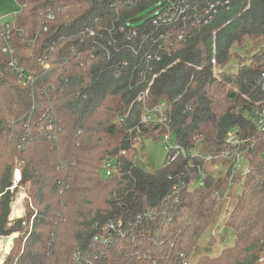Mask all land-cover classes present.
I'll list each match as a JSON object with an SVG mask.
<instances>
[{
    "label": "trees",
    "instance_id": "1",
    "mask_svg": "<svg viewBox=\"0 0 264 264\" xmlns=\"http://www.w3.org/2000/svg\"><path fill=\"white\" fill-rule=\"evenodd\" d=\"M112 2L14 0L24 6L13 20L12 48L33 78L17 79L0 51V239L18 235L3 264H138L144 248L156 263L181 251L190 256L224 210L221 238L233 236V245L213 264H264V136L252 121L264 102L257 84L264 73V0H231L230 10L206 26L176 22L162 29L148 22L134 35L124 22L147 5L116 13ZM47 8L56 16L43 33L38 14ZM91 23L95 34L82 37ZM248 47L256 50L248 58L235 52ZM39 56L48 70L36 63ZM212 59L220 69L236 59L238 68L217 78ZM160 105L166 123L155 122L158 114L143 123L144 113ZM46 118L61 121L55 143L38 134ZM235 128L237 147L226 143ZM163 133L171 149L162 166L152 172L136 166L138 139ZM236 149L245 150V174L232 173L230 163L221 166L222 177L209 172L222 161L215 158ZM105 160L112 161L110 176ZM15 161L20 181L12 187ZM20 186L27 187L24 215L9 220ZM118 224L121 236L113 234ZM107 235L106 245L93 241Z\"/></svg>",
    "mask_w": 264,
    "mask_h": 264
},
{
    "label": "built area",
    "instance_id": "2",
    "mask_svg": "<svg viewBox=\"0 0 264 264\" xmlns=\"http://www.w3.org/2000/svg\"><path fill=\"white\" fill-rule=\"evenodd\" d=\"M14 1V0H13ZM143 3L147 5V7L143 8L142 12L144 13L142 16L138 17V19L133 20H125L124 26L128 34L132 33L134 35V29L138 26L147 24L151 22L153 26L161 27L162 29H167V26H174L176 22L181 23L186 27H195V26H206L209 25L215 16H217L221 11H229L231 7V0H113L112 3L109 4L111 8L118 13L123 7L132 8L136 4ZM24 5H17L18 10L21 9ZM18 11H14L10 14V20L4 23H1L2 30L0 31V39L1 46L0 51L2 55H4L7 59V67L10 72L19 80H22L24 83L30 82L33 78V73L26 70L23 66H21L18 62V59L15 57L14 50L12 48V37L11 32L15 29L14 18ZM56 13H53L49 8L44 11H40L38 17L40 19V26L42 28V32L45 33L47 31V22H51L55 19ZM99 22V17H94L92 23L96 25ZM91 24H86L83 27L82 37L86 35L93 36L95 34L94 29H98ZM123 25L118 27L119 31H123L125 28ZM160 29V28H158ZM163 34H158V37H162ZM184 35H178L177 41H184ZM176 43V41H173ZM163 45L157 46V50H161ZM171 46V43H170ZM92 49V47H90ZM89 48V49H90ZM77 56H81V52L77 53ZM86 64L89 63L90 60L93 59V55H88ZM153 59L155 62H159L160 57L157 54L151 56V54L147 55V60ZM36 63L40 65L44 70H48L49 66L46 63V56H39L36 59ZM211 64L213 65V75L217 77V72L215 69V60L212 59ZM152 83V81H151ZM149 84V86L151 85ZM257 84L261 86L262 91H264V73L260 75V78L257 81ZM149 86L147 90L138 97V100H142L143 97L148 93ZM162 105L155 107L152 110H147L142 116V122H150L153 121L154 114H158L159 118L155 120L158 124H165L166 118L163 117L162 114ZM48 112V109L46 110ZM42 118H45V115H42ZM253 125L257 129V131L264 136V102L257 104L254 110V115L252 117ZM38 134L49 143H55L58 140V136L61 133V121L48 119L46 121L43 120L38 122ZM26 133H28V129H26ZM82 134L81 129H77L76 135L79 136ZM160 141L162 143V147L164 152L170 151V142L171 138L168 133H163L161 135ZM227 145L237 147L240 143L235 137V133H228ZM75 145L78 146V142L75 141ZM239 152L236 151H226L219 155L216 159L221 158L224 164L230 165L229 169L232 170V173L242 172L245 174V168L241 167L240 161L242 160V155L237 154ZM202 159L203 162L212 161L211 156L209 155H197ZM70 166L73 164L70 163ZM102 167L106 176L111 175L112 171V161L105 160L102 162ZM58 169V168H57ZM20 181V171L14 170L13 172V183L16 185ZM196 185H201L200 182H195ZM153 213L148 212L146 217L151 219ZM123 230V229H122ZM113 234H118L116 236H121L120 225L118 224L117 230H114ZM115 236V235H114ZM115 236V237H116ZM123 236V235H122ZM93 241L99 245H106L110 240V236H96ZM153 254L147 248H144V251L137 256L138 264H190L189 257L184 252H177L175 254H169L167 257H161L156 263L155 258L152 257ZM149 262V263H148Z\"/></svg>",
    "mask_w": 264,
    "mask_h": 264
},
{
    "label": "rangeland",
    "instance_id": "3",
    "mask_svg": "<svg viewBox=\"0 0 264 264\" xmlns=\"http://www.w3.org/2000/svg\"><path fill=\"white\" fill-rule=\"evenodd\" d=\"M14 11H18V7L14 3L13 0H0V22L4 23L10 20V14ZM256 50L251 49L250 47L248 48H238L235 49V52L237 53L238 56L241 57H250L251 54H253ZM246 60V58H245ZM212 65V64H211ZM216 71H222L224 73H235L238 64L236 59L230 60L228 64H226L223 69H220L218 66L214 65ZM213 65H212V72H213ZM218 73V72H217ZM220 77V74H217V78ZM230 133V132H229ZM152 136V135H151ZM135 149H137V155L135 158V165L138 166L139 168H142L146 172H152L154 170L159 169L165 159V152L162 147V143L160 139L156 138H139L138 143L135 146ZM236 152H239L237 154L242 155V160L239 162L241 167L245 168L247 167V161L245 160V150L239 151L238 149L235 150ZM233 152V151H231ZM195 154V153H194ZM205 155V154H202ZM225 161H218V164H213L209 169V172H214L216 173V177H222V175L225 174V169H222L221 166L224 164ZM15 163V169L14 170H19V165L17 161ZM15 185L13 184L12 187ZM27 187L26 186H20L17 188V191L14 195V199L12 202L11 206V213L9 216V220H14L18 218H13V210L14 208L22 209V216L24 215V211L26 208V203L28 202L27 198ZM220 194L222 193H216L217 198L220 199L221 201L225 200L226 203H229V199L223 196L220 197ZM27 201V202H26ZM226 203L224 204L226 207ZM226 210L222 211L220 218L218 219V223L214 227H209L203 230L202 235L200 236L198 242L196 243V246L194 249H192L191 255L189 257V263L190 264H202L201 262H206L209 264H213L219 257V255L225 251V249H228L229 247H232L233 245V236L230 237H222L221 235L223 234L224 230V219L227 218V214L225 213ZM21 216V217H22ZM20 218V217H19ZM222 233V234H221ZM223 236V235H222ZM13 237H18L17 234H13L9 236V239ZM1 246L3 248H6L5 245L8 243V248L9 250L4 253L0 251V264H3L5 261V258L7 255L10 253L13 243L9 240L7 243L4 242L3 238L0 239ZM262 260L264 259V255L261 258Z\"/></svg>",
    "mask_w": 264,
    "mask_h": 264
},
{
    "label": "bare ground",
    "instance_id": "4",
    "mask_svg": "<svg viewBox=\"0 0 264 264\" xmlns=\"http://www.w3.org/2000/svg\"><path fill=\"white\" fill-rule=\"evenodd\" d=\"M13 214L14 215H19V212H17V209L16 208H14V210H13ZM10 240V239H9ZM7 243V242H6ZM8 243L5 245V247L6 248H3L2 246H1V243H0V251H2L3 252V249H4V253H6L8 250H9V248H8Z\"/></svg>",
    "mask_w": 264,
    "mask_h": 264
},
{
    "label": "water",
    "instance_id": "5",
    "mask_svg": "<svg viewBox=\"0 0 264 264\" xmlns=\"http://www.w3.org/2000/svg\"><path fill=\"white\" fill-rule=\"evenodd\" d=\"M237 131H238V129L235 128V129H232V130L230 131V133L233 134V133H235V132H237ZM11 206H12V204H11ZM15 239H16V237L11 238V239H10L11 243H13V241H14ZM3 240H4V242L6 243V242L9 241V237H5V238H3Z\"/></svg>",
    "mask_w": 264,
    "mask_h": 264
},
{
    "label": "crops",
    "instance_id": "6",
    "mask_svg": "<svg viewBox=\"0 0 264 264\" xmlns=\"http://www.w3.org/2000/svg\"><path fill=\"white\" fill-rule=\"evenodd\" d=\"M17 212H19V215H14V217L13 218H19V217H21L22 216V209L21 208H19V209H17Z\"/></svg>",
    "mask_w": 264,
    "mask_h": 264
}]
</instances>
